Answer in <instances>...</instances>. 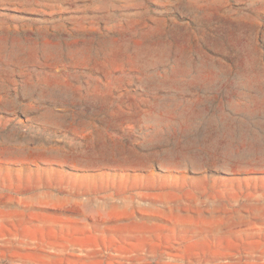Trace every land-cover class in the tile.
<instances>
[{
  "label": "rangeland",
  "instance_id": "1",
  "mask_svg": "<svg viewBox=\"0 0 264 264\" xmlns=\"http://www.w3.org/2000/svg\"><path fill=\"white\" fill-rule=\"evenodd\" d=\"M0 264H264V0H0Z\"/></svg>",
  "mask_w": 264,
  "mask_h": 264
}]
</instances>
